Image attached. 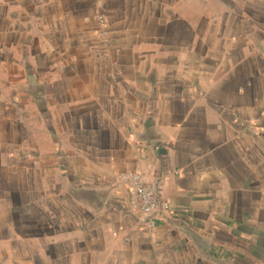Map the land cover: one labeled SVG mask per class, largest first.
I'll use <instances>...</instances> for the list:
<instances>
[{
  "label": "crops",
  "instance_id": "crops-1",
  "mask_svg": "<svg viewBox=\"0 0 264 264\" xmlns=\"http://www.w3.org/2000/svg\"><path fill=\"white\" fill-rule=\"evenodd\" d=\"M0 264H264V0H0Z\"/></svg>",
  "mask_w": 264,
  "mask_h": 264
},
{
  "label": "built area",
  "instance_id": "built-area-1",
  "mask_svg": "<svg viewBox=\"0 0 264 264\" xmlns=\"http://www.w3.org/2000/svg\"><path fill=\"white\" fill-rule=\"evenodd\" d=\"M150 166H152L151 162ZM120 178L130 193L134 208L146 216L151 226L156 225L161 210L169 208V204L160 196L159 183L148 180L140 168L123 172L120 174Z\"/></svg>",
  "mask_w": 264,
  "mask_h": 264
},
{
  "label": "water",
  "instance_id": "water-1",
  "mask_svg": "<svg viewBox=\"0 0 264 264\" xmlns=\"http://www.w3.org/2000/svg\"><path fill=\"white\" fill-rule=\"evenodd\" d=\"M88 194H90V199L92 200V205L95 206V208H98L102 206V204L105 202L107 192L104 190H87Z\"/></svg>",
  "mask_w": 264,
  "mask_h": 264
}]
</instances>
